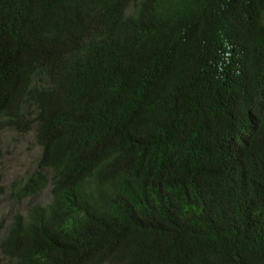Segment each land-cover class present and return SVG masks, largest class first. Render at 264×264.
Instances as JSON below:
<instances>
[{
    "label": "trees",
    "instance_id": "16d2710c",
    "mask_svg": "<svg viewBox=\"0 0 264 264\" xmlns=\"http://www.w3.org/2000/svg\"><path fill=\"white\" fill-rule=\"evenodd\" d=\"M8 129L13 264H264V0H0Z\"/></svg>",
    "mask_w": 264,
    "mask_h": 264
},
{
    "label": "rangeland",
    "instance_id": "374dc122",
    "mask_svg": "<svg viewBox=\"0 0 264 264\" xmlns=\"http://www.w3.org/2000/svg\"><path fill=\"white\" fill-rule=\"evenodd\" d=\"M0 150L2 152L1 171L3 188L0 194V242L13 221L14 215L26 214L32 203L49 205L52 201L51 186L40 194L17 201L11 195L13 183L24 180L35 169L42 148L36 140L35 129L20 133L8 129L0 132ZM0 264H13L3 253L0 246Z\"/></svg>",
    "mask_w": 264,
    "mask_h": 264
}]
</instances>
